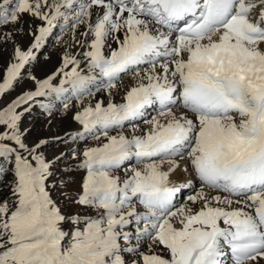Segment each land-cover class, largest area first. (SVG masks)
<instances>
[{
    "label": "snow or ice",
    "instance_id": "1",
    "mask_svg": "<svg viewBox=\"0 0 264 264\" xmlns=\"http://www.w3.org/2000/svg\"><path fill=\"white\" fill-rule=\"evenodd\" d=\"M5 53L0 264H264V0H0Z\"/></svg>",
    "mask_w": 264,
    "mask_h": 264
},
{
    "label": "rangeland",
    "instance_id": "2",
    "mask_svg": "<svg viewBox=\"0 0 264 264\" xmlns=\"http://www.w3.org/2000/svg\"><path fill=\"white\" fill-rule=\"evenodd\" d=\"M7 54H2L0 55V64H3V62L6 60ZM38 73L43 74L44 72L48 71V68L41 67L37 68ZM17 92L19 91V88L16 90ZM15 95V93H13ZM5 99H8V97H5ZM44 116V115H43ZM26 122L28 126H30L33 131H32V136H53L57 133L62 134L64 130L67 129V124H61L59 121H54L51 128L49 129L47 126V123H43V120L40 121H32L31 115L26 118ZM35 122V123H34ZM62 145H58L56 143H51L48 148H47V154L49 156H52L54 154H57L59 150L62 148ZM77 180L79 179V174H76L75 177ZM4 191L0 189V196L5 195ZM184 196H186V193H184ZM183 199V198H182Z\"/></svg>",
    "mask_w": 264,
    "mask_h": 264
},
{
    "label": "bare ground",
    "instance_id": "3",
    "mask_svg": "<svg viewBox=\"0 0 264 264\" xmlns=\"http://www.w3.org/2000/svg\"><path fill=\"white\" fill-rule=\"evenodd\" d=\"M45 52L49 55V59L47 61L44 60V56L43 54L40 57V64L37 66V68H41V67H45L48 68V70L50 68H53L54 66L58 65L59 62V55H58V50L55 47L51 46V42H50V46L45 49ZM31 118L32 121H40L43 120V123H47V118L45 116H43L40 111L34 110L31 114ZM59 121L61 124H67V129L68 130H72L74 128V125L72 124L71 120L69 117H61L59 114H57L56 119L54 121ZM34 122V123H35ZM186 195L189 194L188 192H185Z\"/></svg>",
    "mask_w": 264,
    "mask_h": 264
}]
</instances>
